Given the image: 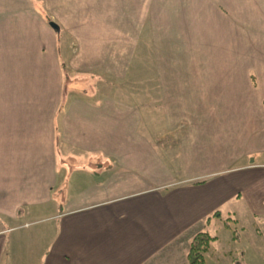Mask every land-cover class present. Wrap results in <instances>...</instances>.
I'll use <instances>...</instances> for the list:
<instances>
[{"label": "crops", "instance_id": "obj_1", "mask_svg": "<svg viewBox=\"0 0 264 264\" xmlns=\"http://www.w3.org/2000/svg\"><path fill=\"white\" fill-rule=\"evenodd\" d=\"M154 2L152 21L166 24L151 30L188 38L187 52L218 54L206 61L212 71L205 76L203 127L186 119L182 179L153 158L143 133L134 148L126 135L137 119L127 111L102 109L84 92H60L55 108L54 98L38 104L35 50L15 49L0 19V264H174L178 239L206 233L195 229L210 227L220 204L245 191L250 211L264 210V0H164L161 9ZM143 4L149 11L151 1ZM172 47L155 51L176 52ZM171 79L159 77L166 85L177 82ZM139 114L143 122L148 113ZM171 116L180 123L181 113ZM61 131L71 133L74 152L54 156ZM76 162L81 166L72 169ZM236 173L248 183H228L225 175ZM230 185L225 197L213 199L214 189ZM182 252L189 264V249Z\"/></svg>", "mask_w": 264, "mask_h": 264}, {"label": "rangeland", "instance_id": "obj_2", "mask_svg": "<svg viewBox=\"0 0 264 264\" xmlns=\"http://www.w3.org/2000/svg\"><path fill=\"white\" fill-rule=\"evenodd\" d=\"M146 1L152 3L148 7L149 11L143 4ZM154 1L156 0H0V19L3 17L7 22L5 36L14 34L15 37L11 38L14 39L15 49L19 47V50L24 51L27 45H31V50H35L40 99L38 104L45 107V98L49 97V102L54 98L55 108L60 92H84L89 95L90 100L101 102L102 109L115 107L121 116L123 111H127L128 115H133L134 123L137 119L134 125L137 130L134 127L131 134L126 135L128 140V137H133L134 148L139 149V145L135 143L140 144L143 133V140L148 142L153 158L157 156L162 166L168 164L171 171L177 170L178 178L182 179L187 165L180 158V146L182 142H187L189 136L186 119L203 127L206 108L205 76L212 71L206 69V61L211 55L216 59L218 54L187 52L189 47L184 46L183 41L188 38H176L172 33L166 32V29H160L163 28L160 26L162 23L166 24L165 21H152L151 18L156 16V12L153 14L150 11L151 8L154 11ZM158 1L161 9L166 1L170 3L173 0ZM158 6L157 12L163 13L158 11ZM11 16L17 17L10 21ZM145 16L148 21L144 22L141 30V19ZM50 22L58 25L60 31L52 29ZM152 24L159 25L160 30H151ZM152 34L160 37H153ZM5 44L8 45L6 42ZM156 46H164L165 49H173L174 46L176 52H156ZM32 57L33 53L31 60ZM213 72L216 76L217 71ZM162 76L170 80L174 77L177 82L162 84L163 81L159 80ZM163 90H171L175 95L166 92L163 94ZM77 100V97H72L70 101L75 103ZM213 100L208 102L215 107L216 102ZM85 102L93 104L88 99ZM140 110L148 113L147 116H142L143 122ZM172 114L177 115V119L180 117L179 124L171 123ZM136 115H139L138 118ZM58 136V148H54V156L73 153L70 148L73 141L71 133L62 134L61 131ZM76 163L70 164V167L73 169L81 166L80 162ZM102 164L104 167V163ZM85 167L97 169V165L86 164ZM120 167L117 166V169ZM225 177L229 178L228 183L236 180L243 185L248 183L246 179L242 182L240 173ZM232 186L214 189L217 193L212 195L213 199L225 197ZM244 193L246 192H241L239 200L233 198L225 205L220 204L214 208V212L221 215H213L210 227L201 225L195 229V232L205 231L215 237L208 253L204 254L205 264H264V210L251 212ZM229 209H233L231 219H228L231 215L226 213ZM224 222L229 223L230 228L226 229ZM234 236L237 238L234 239ZM179 240L178 252L173 254V263L186 264L182 251L190 248L193 239H188L186 233ZM29 262L31 261L28 260Z\"/></svg>", "mask_w": 264, "mask_h": 264}, {"label": "trees", "instance_id": "obj_3", "mask_svg": "<svg viewBox=\"0 0 264 264\" xmlns=\"http://www.w3.org/2000/svg\"><path fill=\"white\" fill-rule=\"evenodd\" d=\"M216 217H219V213L214 214ZM226 221V220H225ZM224 227L229 228V223L224 222ZM237 237L234 236V239ZM215 240V238L211 237L207 233H199L191 242L189 248V264H205L204 262V254L208 252L211 243Z\"/></svg>", "mask_w": 264, "mask_h": 264}, {"label": "water", "instance_id": "obj_4", "mask_svg": "<svg viewBox=\"0 0 264 264\" xmlns=\"http://www.w3.org/2000/svg\"><path fill=\"white\" fill-rule=\"evenodd\" d=\"M49 26L54 30H58V27L52 22L49 23Z\"/></svg>", "mask_w": 264, "mask_h": 264}]
</instances>
